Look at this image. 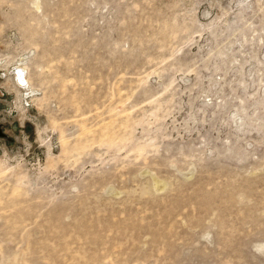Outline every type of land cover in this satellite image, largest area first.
I'll use <instances>...</instances> for the list:
<instances>
[{"label": "rangeland", "instance_id": "1", "mask_svg": "<svg viewBox=\"0 0 264 264\" xmlns=\"http://www.w3.org/2000/svg\"><path fill=\"white\" fill-rule=\"evenodd\" d=\"M0 264H264V0H0Z\"/></svg>", "mask_w": 264, "mask_h": 264}, {"label": "bare ground", "instance_id": "2", "mask_svg": "<svg viewBox=\"0 0 264 264\" xmlns=\"http://www.w3.org/2000/svg\"><path fill=\"white\" fill-rule=\"evenodd\" d=\"M14 79L15 82L17 83V85L21 88L25 89H30L31 87V83L29 80V71H28V67L26 66H20L17 68V70H14Z\"/></svg>", "mask_w": 264, "mask_h": 264}, {"label": "water", "instance_id": "3", "mask_svg": "<svg viewBox=\"0 0 264 264\" xmlns=\"http://www.w3.org/2000/svg\"><path fill=\"white\" fill-rule=\"evenodd\" d=\"M17 70V68H15Z\"/></svg>", "mask_w": 264, "mask_h": 264}]
</instances>
